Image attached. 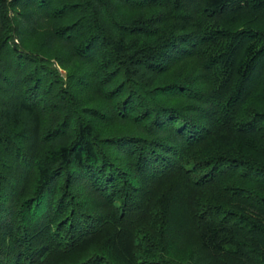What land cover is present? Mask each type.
<instances>
[{"label": "trees", "instance_id": "16d2710c", "mask_svg": "<svg viewBox=\"0 0 264 264\" xmlns=\"http://www.w3.org/2000/svg\"><path fill=\"white\" fill-rule=\"evenodd\" d=\"M0 264H264V0H0Z\"/></svg>", "mask_w": 264, "mask_h": 264}]
</instances>
